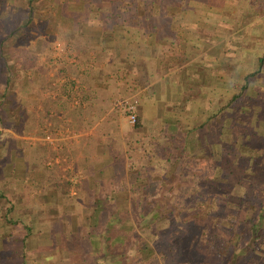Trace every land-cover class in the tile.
Wrapping results in <instances>:
<instances>
[{
    "label": "rangeland",
    "instance_id": "rangeland-1",
    "mask_svg": "<svg viewBox=\"0 0 264 264\" xmlns=\"http://www.w3.org/2000/svg\"><path fill=\"white\" fill-rule=\"evenodd\" d=\"M157 1L165 2L166 0ZM202 1L203 8H206V4H210L213 5V9L218 11L220 46L224 45L229 53H235L234 58L237 61L242 59L244 65L247 64L250 68L254 67L255 59L262 53L264 47V4L250 2L249 0ZM6 2L9 3V8H6ZM176 2L178 1L176 0ZM31 3L30 15L28 13V0H0V43L6 44L1 38L4 31L11 29L14 33H18L16 37L10 39L8 53L11 60L7 64L12 65L14 63L12 56L15 51L18 52L19 57L17 59L20 64L19 69L18 66L15 67V74L18 79L17 84L20 87L17 92L20 89L24 94L25 100L22 98V107H24V104H28L27 109H20L21 115L25 116L27 123L22 122L17 125L18 130H12L10 125L0 123L5 128L8 127L6 144H9V148H7L10 149L9 156L13 157L11 163L14 164L11 171L12 177L7 178L4 176V183L12 189V192L9 193L11 209L6 210L8 211L7 215L5 214L6 217L8 216L13 220L20 218L22 211L20 215L16 208V201H19V205L20 202L26 204L27 209L29 208L27 218L30 219L28 221L32 224V229L28 231L27 235L30 234L29 237L35 239L42 232H39L41 228L36 229L33 221L51 219L52 217L72 218L74 214L69 209L70 205L81 206L84 196L83 193L79 192L78 187L88 182L87 174L91 172L90 175L93 176L95 172H100V183L95 182L100 187H103V185L110 187L105 195L108 198L107 207L100 211H84L79 207L75 216L81 219L85 217L83 215L86 212L88 213L85 219L88 217L98 218L99 216L100 218L97 220H101L103 224L106 223L107 238L111 241L116 232L120 233L121 228L126 231V235H132L134 239H137L139 227L132 225L130 222L133 209L139 206L143 208L149 206V204L151 207V203L156 198L154 196L148 197L140 205L138 201L140 192L144 190L152 192L161 190L162 194L156 198L158 200V210H161V213H165L176 204L172 205L170 195L178 186L181 192L188 195V198L203 196L205 199L207 196L215 194L218 199L220 194L213 188L219 183L217 166L221 168V172H229L228 179L231 182L227 184L222 182L221 188L226 191L227 195L223 199L220 197V201L216 204L218 208L222 206L220 212L223 210L226 219L233 220V228L241 223L240 214L235 209L243 208L249 202L259 206L255 202L254 195H256V188L258 190V188L263 187L264 190V154H260L261 156L259 155L258 158L259 161H263L261 168H255L256 171H254L253 168H250V160L252 161L254 151L250 150L248 143L250 141L251 143L257 142L260 147L261 144H264V58L259 71L251 77V88L247 83L245 88L239 90L240 95L237 98L230 100L223 96L224 91L220 83L219 146L216 154L208 156L206 160L197 163L198 169H192L191 163H188L183 171L180 169V175L176 179L175 176L179 169L175 171V175L169 177L165 174L164 177L162 173H168V171H162L163 165L161 163L138 160L134 151L131 150L130 130L125 127L129 125L127 114L113 110L100 115L97 113L95 117L91 116L90 118L91 129L89 130L83 124L82 113L76 119H68L70 115L67 116L66 112L73 99L67 101L64 92L60 89L67 79L64 78L62 82H59L55 78L57 75L71 74L72 70H69L65 60L57 63L58 65L54 61L52 62L57 56V42L63 41L64 43L68 34L65 30L56 27L59 23V17L56 13L58 10L63 12L71 10V8L77 7V9L82 10L87 7L81 0H31ZM223 27L227 28L223 30ZM225 32L229 33L228 36ZM242 38L246 39L245 43H242ZM24 44L27 45L28 49H24ZM233 47H235L234 50H232ZM2 62L3 59L0 53V67ZM232 68L235 70V81L232 83L233 85L229 81L228 86L229 88L234 87L236 91L238 87L240 89L242 80L240 81L239 72L242 70L236 63ZM0 71L2 70L0 69ZM26 72L39 74L40 82L37 85L34 82L30 84L25 82L27 84L25 87V83L20 79H23ZM1 76L2 72H0ZM1 84L3 83L0 82V88L2 87ZM258 84L262 87H259ZM223 86L225 85L223 84ZM68 87L69 83H66V88ZM36 95L38 98H36ZM11 97L13 96L10 94L9 99ZM16 98L13 99V102L18 101V97ZM55 101H57L56 104L59 101L63 103L62 107L59 108L62 111L56 114H54ZM76 103L78 102L73 104L76 105ZM228 104L233 105V107L227 109L226 112L225 108ZM16 106L15 109L17 110L18 107ZM26 110L27 112H25ZM7 118L6 116L5 119ZM0 120L2 121V118ZM96 121L100 122V126H93ZM259 138H261L260 142L256 140ZM221 143H225L227 146L224 147ZM235 148L244 149L241 162H239V155H236L237 153L234 151ZM213 150L215 149L213 148ZM204 156L206 155L204 154ZM19 157H24L28 164L26 178L21 179L20 182L21 191L25 189L26 194L21 192L18 195L19 182L16 173L21 163ZM181 164L178 167H181ZM2 165L3 161H0V174H3ZM170 165L171 163L165 165V168L169 166V171H171ZM138 170L141 171L138 172ZM244 172L251 173L253 177H241V173ZM238 183L245 187L244 189L251 188V191L247 193V200L242 203L238 200L239 197H234V194H232L237 192ZM22 185L24 186L23 189ZM37 190L41 193L42 198L47 201L46 203H39V195L32 194ZM20 196L24 200L20 201ZM49 200H51V203L54 202L51 207ZM59 200L61 206L58 204ZM191 200L186 199L181 205H191ZM119 201L121 204H117ZM180 203L178 202L177 205L180 206ZM261 204L264 205L263 201ZM0 211H4L1 206ZM181 212L179 217L182 216L185 219L189 216L184 210ZM179 217H175L169 212L165 218L159 220L158 231L161 230V234L166 236L161 245L159 241L156 242L159 245L157 248L154 247L155 244L147 235H140L141 239L143 238L140 243L145 246V251L142 253L140 251L135 252L131 245L123 249L124 241L113 243L115 244V246L113 245L115 251L122 249L124 254L136 255L135 260H129L127 256L123 255L121 262L126 261V264H222L225 258V256L223 257L225 251L224 240L230 234L227 233L228 226L226 224L228 223L224 225L225 228L222 227L224 222L218 221V231L211 238V243L214 240L213 247L208 250L202 248V246L196 247V244L194 248L183 236L179 237L180 231L177 233L178 226L174 223L175 220L178 223L181 221ZM10 229V233L16 230L14 226H11ZM95 230L97 231V229ZM221 231L222 233H220ZM110 243L108 242L109 245ZM249 243L250 241L248 246L244 247L248 252L254 249L248 248L252 246V243ZM13 244V242L7 243L9 249ZM255 248L256 251L253 250L246 254L243 263L241 262L242 264H264V238L260 246ZM31 252L29 250L24 251L23 256L26 254L24 257L31 260L33 264L40 262L42 258L35 259L36 254H39V252ZM111 255L112 252H108V257ZM24 257L20 258L13 255L9 257L7 252H0V264H28Z\"/></svg>",
    "mask_w": 264,
    "mask_h": 264
},
{
    "label": "crops",
    "instance_id": "crops-1",
    "mask_svg": "<svg viewBox=\"0 0 264 264\" xmlns=\"http://www.w3.org/2000/svg\"><path fill=\"white\" fill-rule=\"evenodd\" d=\"M81 1L86 9L76 7L56 13L59 17L56 27L68 34L64 43L56 44L58 62L55 58L52 60L55 64L65 60L72 70L71 74L55 78L59 82L66 78L72 83L67 90L73 101L67 112L73 113V103L81 99L79 112L83 114V124L88 130L91 129L90 115L93 113L100 115L113 110L126 115L133 112L136 121H127L129 125L125 127L130 130L131 150L138 160L161 163L162 171H168L162 173L164 177L165 174L169 177L175 175L181 163H191L192 169H198L197 163L215 155L218 150L220 83L223 96L230 100L236 98L242 89L238 87L235 91L234 87L228 86L229 81L231 85L235 81L232 66L236 63L242 70L239 72L240 86L248 83L251 88V77L259 71L257 63L262 53L250 68L244 65V60L237 61L235 53H229L224 45L220 46L218 11L210 4L203 8L202 0H168V3L167 0ZM6 8H9V3ZM225 33L228 36L229 33ZM17 35L11 29L2 33V41L6 43H0V49H6L1 53V57L6 59L2 58L0 67V82L3 84L5 63L11 60L8 53L10 39ZM241 40L246 42L245 38ZM23 47L28 49L26 44ZM20 80L36 85L40 82L39 74L30 72ZM24 85L26 87L27 84ZM25 91L28 93L27 89ZM18 92V101H12V108L18 104L20 109H27L28 104L22 107L24 94L20 89ZM9 95L6 96L8 99L0 102L2 121L9 120L8 115L12 112ZM232 107L228 104L224 108L227 112ZM59 111L62 110L58 109L57 113ZM93 126H100V122H94ZM7 128L0 124V161H3L0 206L4 209L0 211V252L21 258L26 256H23L24 251H38L35 259H42L37 264H108L111 259L108 250L113 249L116 242L107 238L106 223L97 220L99 216L85 219L88 212L83 213L85 217L81 219L75 216L79 207L84 211H100L107 207L105 195L110 187H100V172L93 176L91 172L87 174L88 182L78 187L84 196L83 201L79 200L81 206L70 205L69 209L74 214L72 218L52 217L33 221L36 229H42L39 230L41 235L35 239L27 235L32 224L27 218L29 208L26 204L15 203L20 215L22 211L20 218L13 220L5 216L11 209L9 193L12 189L4 182L5 177H12L14 167L11 163L13 157L9 156V144H6ZM19 160L21 163L16 173L18 195L21 192L26 194L23 185L21 191L20 182L26 178L28 164L24 157H19ZM172 162L174 165L169 171V166L165 168V165ZM38 190L32 194L39 195V203H46ZM19 200L24 199L20 196ZM52 204L54 202L49 200L50 207ZM58 204L62 205L60 200ZM149 207L150 204L143 208ZM11 226L16 229L12 233ZM10 242L14 243L11 249L7 245ZM108 242L112 244L108 245ZM24 259L27 260L26 257ZM27 263L33 264L31 260Z\"/></svg>",
    "mask_w": 264,
    "mask_h": 264
},
{
    "label": "trees",
    "instance_id": "trees-1",
    "mask_svg": "<svg viewBox=\"0 0 264 264\" xmlns=\"http://www.w3.org/2000/svg\"><path fill=\"white\" fill-rule=\"evenodd\" d=\"M250 2H254V3H258V4H264V0H249ZM28 5H29V11L28 13L31 15V0H28ZM28 14V16H29ZM4 50V48L0 49V53H2ZM5 52V51H4ZM5 56V55H4ZM19 57V53L15 51V53L12 56V59L14 61V63L12 65H8L7 63H5V80H4V84L2 85V87L0 88V102H3V100H6L8 98H6L7 94H11L13 97H11V99H9V101L11 102V110L12 112H10L9 116V120H0L1 124H8L10 125V128H12V130H18L17 125H19L22 122L27 123V119L25 118V116H23V114L21 115L20 112V106L18 104H16L18 107V109H14L13 107V99H17L16 97L18 95L17 94V90L20 87L17 83H18V79L17 76L15 74V67L18 66L19 69V62H18V58ZM2 58L4 59V61L6 60L5 57L2 56ZM264 58V51L262 52V54L258 57V66H260L262 60ZM7 64V65H6ZM2 72V71H0ZM67 73V72H66ZM65 73V74H66ZM66 83H69V87H72V83H70L69 81H66L63 83V85L61 86V91L64 92L65 96H66V100L70 101L71 100V96L70 93L68 92V88H66ZM245 87V83H243L240 86V90L243 89ZM50 88V87H49ZM76 94V93H75ZM240 95V92L237 93L235 96L236 98ZM78 103H76V105H74L72 111L73 113L66 112L67 116L70 115L73 119H76L78 116L81 115V113L79 112L80 110V100L77 99ZM58 101V99H57ZM54 102L55 105V110H54V114L57 113L58 109L60 107H62L63 103H61L59 101L58 104H56V102ZM10 110V111H11ZM95 117V114H91L90 118ZM2 118V115L0 114V119ZM91 121V119H90ZM136 121V120H135ZM10 135V134H9ZM264 135V134H263ZM260 139H256L257 141ZM264 139V138H263ZM264 141V140H263ZM222 146L226 147L227 145L225 143H221ZM248 146L250 148V150L254 151V154L252 155V161L250 160V168H253V170L259 169V167L261 168V164H263V161H259V155L260 154H264V144H258L256 143H251V141L248 143ZM244 150V149H243ZM242 149L239 150L237 148L234 149V151L237 153L236 155H239V162H241L243 160L242 156L244 155V152ZM261 150V151H260ZM243 154V155H242ZM261 156V155H260ZM243 163V162H242ZM174 163H171L170 166H173ZM188 165V163H182L180 169H182V171L184 170L185 166ZM208 168H210L208 166ZM177 171V174L175 176L178 177L180 175L181 170ZM217 169L219 171V183L218 185H216L215 187L213 186L214 190L217 191L220 195L219 198L221 197L226 198V191L224 189L221 188L222 182L223 184H227L230 183L231 180L228 179V175L229 172H221V168L217 166ZM141 170H138V172ZM256 171V170H254ZM262 171V170H261ZM140 174V173H139ZM242 176L244 178H250L253 177V175H251V173H241ZM136 178L139 179L138 176H136ZM262 178V177H260ZM230 180V181H229ZM261 180V179H260ZM258 180L260 183L261 181ZM229 181V182H228ZM258 181L256 182L258 184ZM63 185V184H62ZM239 186L237 189V192L232 193L234 194V197H239L238 200L240 201V203L245 202L247 200V193L249 191H251V188H246L242 187L241 185ZM207 187L210 188L209 185H207ZM244 189V190H243ZM257 190V188H256ZM255 190V194L254 198H255V202L259 205V206H255L252 202L247 203V205H245L242 209H235L238 211V213L240 214V220L241 223L237 226H235V228H233L234 223L232 219H226V215H224V212L222 210V212H220V208H222V206H219L220 208H218L216 202L218 203L220 201V199L218 200L214 195L212 196H207V198L204 199L203 196H197V197H190L188 198V195H186V193L181 192L179 186L176 187V189H174V192L172 193L171 198V203L173 205L172 208L168 209L165 213H161V210L159 209L158 206V200L156 199L157 196H159L161 193V190H158L156 192H152V191H147L144 190L142 192L139 193L138 195V201L139 204H143L145 202V200L148 197L154 196L156 197L155 200L151 203V207L149 209H143L140 206L133 209V213H132V218L130 220L131 224L134 226H138L139 230L137 232L138 234V238L134 239V237L132 235H126V231L123 230L121 228L120 233L116 232L115 237H113L114 239L112 240L113 242H118V241H124V248L129 247V245L132 246V248L134 249L135 252L140 251L141 253L145 251V246L141 245L140 241L143 240V238L141 239L140 235H147L148 238H150V240H152L154 247L157 248L159 245L156 242H160V245L163 243L164 241V237L166 235H162L161 234V230L158 231V226H159V220L165 218L166 215L169 214V212H171L175 217H179L180 212L181 211H185V213H188L189 216H187V218L183 219V217H179L181 218V221L178 223L177 220L174 221V223L178 226V230L177 233L180 231L179 233V237L183 236L186 240H188L190 242V244H192L191 246H193L195 248V244L196 247L202 246V248H207L208 250H210L213 246V242L211 243V238L213 237L214 234H216V232L218 231V227H217V223L218 221H223V225L224 226L226 223L228 226L227 229V233L232 234L230 236V234H228L227 237H225V251H224V255L225 258L222 261V264H242L243 262V258L246 256L247 253H249L250 251H256L257 249L255 247L260 246L261 241L264 238V205L261 204V202L263 201L264 203V190L263 187L261 189L258 188V190ZM163 191V190H162ZM240 191V192H239ZM180 192V193H179ZM156 194V195H154ZM225 196V197H224ZM218 197V196H217ZM186 199H192L191 205H181L183 203V201L185 202ZM226 200V199H224ZM182 201V202H181ZM180 203V206L177 205V203ZM149 203V202H148ZM182 213V212H181ZM183 225V226H182ZM181 226V229H180ZM123 230V231H122ZM122 232V233H121ZM169 232V230H168ZM222 233V231L220 232ZM168 234V233H167ZM153 235V236H151ZM218 236V235H216ZM176 239V237H175ZM250 241L249 244L252 243V246L248 247V248H254L253 250H250L248 252V250H246L244 247L248 246V242ZM109 245V244H108ZM211 246V247H210ZM114 250V249H113ZM112 249H109L108 252H112L111 255V259L110 261L108 260V264H113L114 262H116L117 264H126L127 262L125 261L124 263L121 262V257L127 256L129 260H135V254H124L123 250H117V251H113ZM128 261V260H127ZM242 262V263H241Z\"/></svg>",
    "mask_w": 264,
    "mask_h": 264
},
{
    "label": "built area",
    "instance_id": "built-area-1",
    "mask_svg": "<svg viewBox=\"0 0 264 264\" xmlns=\"http://www.w3.org/2000/svg\"><path fill=\"white\" fill-rule=\"evenodd\" d=\"M130 108V106H128V109ZM127 119L130 123H134L136 120V116L133 112H129L127 113Z\"/></svg>",
    "mask_w": 264,
    "mask_h": 264
}]
</instances>
